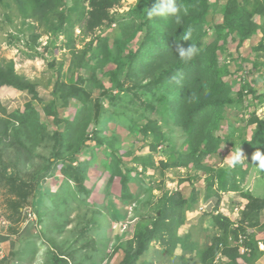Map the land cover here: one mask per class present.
Returning <instances> with one entry per match:
<instances>
[{
    "label": "rangeland",
    "instance_id": "rangeland-1",
    "mask_svg": "<svg viewBox=\"0 0 264 264\" xmlns=\"http://www.w3.org/2000/svg\"><path fill=\"white\" fill-rule=\"evenodd\" d=\"M211 1L213 8L225 2ZM137 4L138 0H120L113 7L111 15H115L116 18L124 16ZM89 10V1H83L80 11H71L69 14L71 18L69 17L66 25L64 24V29L55 35L47 26L33 18L21 17L13 0H5L0 4V62L8 64L14 61L17 72L37 84L40 97H44L46 101L34 102V98H31L39 111L36 117L40 116L39 119L49 124V130L44 135L39 133L35 125L29 124L27 127L19 128V133L10 131L0 139V160H3L8 173L19 179L18 184L23 186L22 190L28 192L24 198L22 193L11 192L5 183L0 186V264H45L47 253L53 248L67 257L70 264H119L124 260L126 252L136 247L138 234L151 228L156 221H159L160 237L153 241L148 253L140 257L137 264H200V257L197 254L187 249L185 251L182 245L176 242L175 230L172 235L166 230L172 220L169 217L158 219L159 209L170 201V197L177 191L188 199L186 210L190 209L191 203H194V209L202 205V202L205 203L207 193L214 194L220 199L222 195L218 209L214 208L212 211L208 208V211L197 217L196 224L186 225V216V222L176 229L177 234L185 237L190 245L196 242L201 249L210 245L212 237L220 231L213 219L214 215L223 213L233 221L241 217L236 207L243 202L237 200L238 202L232 203L229 194L224 195L223 192L216 194L220 191L219 176L222 168L235 169L237 165L240 166L237 175L229 178L232 179L229 183L238 182L241 187L244 186L243 191L248 186L245 184L250 173L255 177L260 173L252 188L255 196L264 195V170L258 168V162L251 160L252 155L248 154L245 148L241 147L246 157L242 162L233 166L226 159L237 149V145L242 141L241 136L250 139L251 134L248 131L251 132L252 126L248 127V131L246 128V134H242L244 129L239 127L245 126V120L238 119L242 116L240 111L242 109L232 106L228 109V116L231 115L234 127H229L228 122L224 121L219 133L231 135L230 141L233 142L223 144L221 150L212 158L205 159L210 170L208 172L195 170L193 164L172 166L177 161L180 151L187 147L182 129L166 121L159 107L156 111H150L146 93L139 91L131 79L121 80L122 87L115 86L112 73H116L118 63L110 60L96 66L97 63L92 61L90 63L92 68L83 67L79 70L71 65L75 53L80 56V50L86 47L88 41L98 35H106L110 36L113 43L114 37L118 35L115 31L118 27L117 22L109 26L103 21V25L89 32L85 26ZM216 16L217 21H221L222 15L218 13ZM256 18L260 21L259 16ZM52 20L57 23L58 17L54 15ZM32 33L39 35L35 42L31 39ZM258 33L241 45L238 41L229 40L225 50L219 54L221 64L228 63L232 58L229 63L232 73L226 77L232 82L231 94L234 93L236 96L244 86L248 89L254 88L262 95L261 99H252L254 103L246 108L248 112L245 114L246 118L253 111L264 116V55L263 51L259 53L255 50L263 35L262 32ZM20 38L23 40L20 41ZM28 39L29 41L31 39L30 47L25 45ZM68 40L72 41L73 48L68 47ZM97 42L94 40L92 47L95 48ZM91 54L89 50L88 56ZM256 62L262 64L255 65ZM93 72L96 80L90 79ZM121 73L124 76V72ZM80 74L86 79L82 86L91 94L89 104L94 109L96 101L101 105L97 121L92 119L94 114L90 116L92 121L87 134L92 136L96 127L100 126L102 129L101 138H90L86 141L88 149L80 151L82 147L80 143L77 147L72 146L73 148L69 149L71 153L76 148L73 156L76 158L70 160L74 166H77L79 158L89 161L94 154L96 155L94 162L81 175L82 183L78 178L71 176V167L66 170V164L58 162L50 164L55 160L53 155L57 152L51 134L56 126L52 122L53 118L47 116L44 110L47 100L52 98L55 79L60 76L62 81L73 82ZM109 93H113L117 98L114 103L109 102L113 98L108 95ZM0 95L2 99L0 117L6 118L12 111L25 109L26 99L20 97L23 95L22 91L4 85L0 87ZM251 97L252 94L248 99ZM247 103L245 101L239 106L247 107ZM75 110L76 105H70L62 115L73 119ZM103 119L107 122L102 123ZM150 119L157 121L163 132V138L158 142L152 135L147 137L140 133L141 128ZM13 124L18 125L14 121ZM236 126L238 127L235 128ZM20 141H23V145ZM110 150L120 155L117 157L124 161V165L133 168L131 175L134 179L128 184L129 197L123 195L121 176H111L109 170L102 164L105 159L109 164L113 163L112 157L107 155L112 153ZM136 157H140L141 161H137ZM145 161L148 163L147 166L144 164ZM163 163H168L171 167L165 168ZM247 168H250L249 172L243 178V171ZM45 171L48 172L39 179V174ZM63 178L67 181L63 182ZM39 187L41 197L35 204V188ZM83 187L86 190H83ZM74 189L80 190V193H70ZM193 189L196 198H191ZM83 191L87 194L84 195ZM202 191L205 194H201ZM236 194L235 201L240 199V194ZM39 209H45L48 213L44 216L43 222L38 220ZM247 232L255 233L256 239H264V230L261 227H249ZM27 239L36 241V256L33 259L29 256L20 259L21 249H24ZM239 239L237 241L230 237L229 241L242 243L246 237L240 236ZM215 262L226 264L227 260L224 256L221 258L219 256ZM259 262L264 264V258H260Z\"/></svg>",
    "mask_w": 264,
    "mask_h": 264
},
{
    "label": "trees",
    "instance_id": "trees-1",
    "mask_svg": "<svg viewBox=\"0 0 264 264\" xmlns=\"http://www.w3.org/2000/svg\"><path fill=\"white\" fill-rule=\"evenodd\" d=\"M17 10L24 19L33 18L43 26H47L54 34H59L64 29L70 17V12L80 11V6L86 0H13ZM72 1L74 2L72 4ZM90 10L85 20V26L89 32L96 27L104 24L106 21L109 26L117 22L115 31L118 33L110 41V36H96L88 41L81 55L75 53L71 65L76 66L77 70L83 67H93L91 62L95 61L96 66L110 60L117 62L116 73H112V81L116 87H122L123 79H131L135 82V87L139 91L146 93L148 99V108L150 111H163V117L166 121L171 122L178 128L182 129L184 139L187 144L185 150L180 151L177 161L172 166H189L193 164L195 170L208 172L210 166L205 162L206 158H212L221 150L223 144L230 141L231 135H222L219 133L221 124L226 121L229 127H234L231 115L228 116V109L232 106L241 108L242 116L239 120H245V126L241 133L246 134V128L250 129V139L245 136L240 137L237 148L243 147L248 154L252 155L259 149L264 152V116L258 115L256 111L250 112L246 118V108L254 102L253 98L261 99L262 95L256 89L241 87L237 95L232 92V82L227 80V75H231L232 70L229 63H220L219 54L225 50L229 40L238 41L239 45L247 39L254 38L258 32H262L263 39L255 48L259 53L264 55V0H225L216 8L210 3V0H177V3L186 9V14L181 13L182 24H177L172 16H148V10L157 3V0H138V4L124 16L116 18L111 15L110 8H113L120 0H88ZM5 0H0V4ZM71 2V3H70ZM222 15L221 21H217V14ZM56 15L58 22L52 20ZM256 16L260 17L257 20ZM71 18V17H70ZM191 31L189 40H183L185 34ZM39 35L32 33V41ZM95 37V36H94ZM206 38V39H205ZM31 39L25 41V45L30 47ZM23 40L20 38V41ZM94 40L98 42L92 47ZM191 43L195 44L199 53L190 61L181 60L176 54L178 45L187 48ZM67 45L73 48L72 41L68 40ZM137 45V47H136ZM135 46V47H134ZM89 50L92 54L88 56ZM260 56V54H258ZM96 57L98 59H96ZM100 58V59H99ZM99 62H97V61ZM232 61V58H231ZM90 64V65H89ZM262 63L256 62L255 65ZM254 65V64H253ZM264 66V64H263ZM121 71L124 72L121 73ZM90 79L96 80L95 73ZM86 79L80 74L73 82H66L55 79L52 98L47 100L45 113L53 118V124L56 129L51 132L52 139L56 143L57 152L53 155L55 160L50 164L64 163L66 170H70L71 176L82 183L81 175L88 166L94 162V154L89 161L78 159L77 166L71 165L70 160L76 153V148L69 153V149L82 144L81 150L88 149L86 141L90 138H101V127H96L94 134H87L90 121L100 114L101 105L96 101L94 107L89 104L91 94L83 87ZM4 85L12 86L22 92H27L30 99L26 102L25 109L10 112L6 118L0 117V139L9 134L11 131L19 133L21 127H27L33 124L41 134L49 130V124L36 117L39 112L34 106L33 100L46 101L40 97L37 84L26 79L15 69V62L10 61L8 64L0 62V87ZM252 94L250 99L249 95ZM110 99V103L116 101L115 95ZM248 102L247 107L239 106L241 103ZM76 105L73 119L66 118L62 115L63 111L70 105ZM158 104V106L156 105ZM96 111L95 113H92ZM94 114V115H93ZM93 115L92 119L90 116ZM120 116V115H118ZM89 118V119H88ZM13 121L19 125H14ZM107 121L103 119L102 123ZM52 124V123H51ZM34 126V127H35ZM236 126L235 128H237ZM145 136L152 135L156 142L162 140L163 132L157 121L149 120L140 131ZM152 133V134H151ZM23 145V141H20ZM101 143H99L100 145ZM237 144V143H236ZM65 147V148H64ZM72 147V148H73ZM67 150V151H66ZM107 154L112 157L113 163L103 160L102 164L108 169L111 176L120 175L122 181L123 195L129 197V182L134 179L131 175L133 168L123 164V160L116 151ZM141 161L140 157H136ZM252 160V159H251ZM146 166L148 163L145 161ZM123 165V166H121ZM165 168L171 167L168 163H163ZM209 167V168H208ZM237 165L235 169L222 168L220 171V192H239L241 185L236 182L230 184L229 178L237 175ZM48 168H46L47 170ZM207 169V170H206ZM250 168L243 171V178L248 174ZM81 174L77 177L78 172ZM45 173H40V178ZM260 176V173H259ZM19 179L10 175L4 167L3 160H0V186L8 185L13 193H22L26 198L27 190H22V185L18 184ZM63 182L67 179L63 178ZM83 190H86L83 187ZM26 191V193H23ZM41 187L35 188V204L40 199ZM195 189L192 191L191 198H196ZM219 191L216 192L220 193ZM70 193H80V190L74 189ZM87 194L85 191L82 192ZM177 195V197H176ZM241 196L248 202L240 211V218L233 221L223 213L213 216L220 231L212 237L210 245L200 248L198 243L188 244V240L182 235L177 234L181 224L186 221V205L188 199L177 191L170 197V201L163 205L158 215V219L169 217L172 220L169 227L166 228L171 233L175 230L176 242L182 245L186 251L194 252L200 257V264H217L215 259L224 256L226 264H256L257 259L263 254L259 249L258 239L255 233H248L247 228L261 227L264 230V222L260 221L261 212L264 210V197L255 196L251 191H241ZM220 199V198H219ZM220 203V200L217 203ZM194 203L190 204L189 210H194ZM41 204L38 206L40 207ZM43 206V205H42ZM185 211V212H184ZM39 222H43L44 216L48 215L45 209L37 211ZM14 215L11 216L13 218ZM157 219V220H158ZM159 221L144 232H140L137 237V244L133 250L129 249L124 260L119 264H137V260L144 254L148 253L153 241L160 237ZM177 229V230H176ZM246 237L243 243H233L229 241L234 237L237 241L239 236ZM190 236V233L187 235ZM21 249L20 259H33L36 256V241L27 239L24 247ZM245 249V251H243ZM247 250V251H246ZM174 248L171 249V252ZM45 264H70L67 257L58 253L54 248L47 253ZM219 264V263H218Z\"/></svg>",
    "mask_w": 264,
    "mask_h": 264
},
{
    "label": "clouds",
    "instance_id": "clouds-1",
    "mask_svg": "<svg viewBox=\"0 0 264 264\" xmlns=\"http://www.w3.org/2000/svg\"><path fill=\"white\" fill-rule=\"evenodd\" d=\"M112 9L113 8H110V12H112ZM182 12H184L186 14V9H183V6L178 4L177 0H157V3L154 6H152L151 8H149L147 14L150 18L154 17V16H162V17L172 16L175 19V22L177 24H182V20H183V17L181 15ZM190 36H191V31L189 30L187 32V34L184 35L183 40H189ZM198 53H199V49L193 43H191L187 48H185L182 45H178L177 49H176V54L178 55V57L185 62L193 59L196 55H198ZM230 62H231V60L228 61V63H230ZM245 158L246 157H245L241 147H239L235 151H232L231 154L226 159H228L230 164L234 166V165L242 162V160ZM252 160H253V162H258L257 166L259 169L264 170V152L257 149L252 156ZM247 202H248V200H247ZM244 207L245 206H241V205L236 207V211H238L239 216L241 215L240 210L243 209ZM195 212H196V216H199L203 212H205V209L203 207L198 206V208H196ZM239 218L240 217H238V219ZM240 236H239V238H240ZM239 240L240 239H238V241ZM258 241H259L258 242L259 249L264 254V239H258ZM243 251H245V249H243ZM218 258H219V256H218Z\"/></svg>",
    "mask_w": 264,
    "mask_h": 264
},
{
    "label": "crops",
    "instance_id": "crops-1",
    "mask_svg": "<svg viewBox=\"0 0 264 264\" xmlns=\"http://www.w3.org/2000/svg\"><path fill=\"white\" fill-rule=\"evenodd\" d=\"M210 3H212V1L210 0ZM20 91V90H19ZM23 93V95L22 96H20V97H24V99H26V102L30 99V95L27 93V92H22ZM27 96H29V99L27 100ZM19 101L21 100L20 98L18 99ZM0 101L2 102V99H1V95H0ZM7 105H8V102H7ZM9 110H10V107H9ZM251 172H253V171H251ZM251 177V178H250ZM258 177H259V175H258ZM258 177H255V176H253V175H251V173H250V175L247 177V182H246V184H245V186L246 185H248L247 186V188H246V190L245 191H251L253 194H254V191H253V188H252V186H253V182L255 181V180H257L258 179ZM242 188H244V186L243 187H241V189ZM243 190V189H242ZM241 190V191H242ZM241 191H239V192H234V191H231V192H223L222 194H224V195H226V194H229V197H230V200L232 201V203L233 202H238L237 200H240L241 202H243V204L241 203V206H245L246 205V203H247V200L245 199V198H243V196H241ZM220 192V191H219ZM221 193V192H220ZM219 193V194H220ZM236 193H238V195L240 196V199H236V201H235V198H237V194ZM201 194H205L203 191H202V193ZM207 195V197L208 198H206V201H205V203H203L202 202V205H200L199 207H203L204 209H205V211H208V208L210 209V210H212V211H214L213 209L215 208V209H218V208H216L217 207V203H218V201L219 200H221L220 201V203L222 202V198H223V196L221 195V199H219L216 195H214V194H206ZM255 195V194H254ZM261 197H264V195L263 196H261ZM220 203L218 204V207H219V205H220ZM196 210V209H195ZM195 210H186V216H187V224L186 225H190L191 223H195L196 224V222H197V220H198V218H199V216H196V212H195ZM203 214V213H202ZM198 217V218H197ZM260 221L261 222H264V210L261 212V217H260ZM184 222H186V221H184ZM184 224V223H183ZM182 225V224H181ZM260 258H264V254H262L258 259H257V261H256V264H263V263H258V260H260Z\"/></svg>",
    "mask_w": 264,
    "mask_h": 264
}]
</instances>
